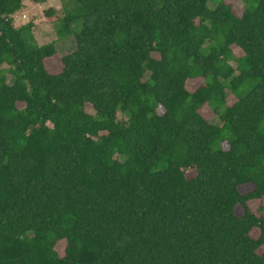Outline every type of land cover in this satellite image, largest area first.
<instances>
[{
  "label": "trees",
  "instance_id": "1",
  "mask_svg": "<svg viewBox=\"0 0 264 264\" xmlns=\"http://www.w3.org/2000/svg\"><path fill=\"white\" fill-rule=\"evenodd\" d=\"M237 1L67 0L48 66L0 0V264H264V0Z\"/></svg>",
  "mask_w": 264,
  "mask_h": 264
},
{
  "label": "rangeland",
  "instance_id": "2",
  "mask_svg": "<svg viewBox=\"0 0 264 264\" xmlns=\"http://www.w3.org/2000/svg\"><path fill=\"white\" fill-rule=\"evenodd\" d=\"M226 4L232 6L233 10L237 15H239L242 11L243 5L237 0H225ZM67 4V0H46V2L41 4L33 3L32 0H22L21 9L14 15L13 25L15 27L21 26L28 22L33 23V36L38 45H44L48 43H54L56 48V55L54 61L48 60V66L58 64V60L61 56H64L70 52H72L75 48L74 38L73 36H69L63 39H58L55 33V26L58 23L59 19H61L64 15V7ZM212 6V4H211ZM48 10H52L53 15L51 17H46L45 12ZM79 30L78 25L75 26V32ZM233 53L236 57L241 56L242 52L233 47ZM55 55V56H56ZM234 66L233 63H231ZM7 81H11L10 77L7 76ZM233 97L231 95L228 96V102L232 103ZM18 107H21L18 104ZM85 111L88 113H93L90 106L86 105ZM202 113L206 119H208L213 124H217L218 120L212 113L206 108L203 107ZM252 189L251 185H245L240 187V191L242 193H246ZM257 202H249L248 205L252 211L256 210ZM237 213H241V209H236ZM253 236H257V232L252 233ZM65 247V242L60 241L55 246L57 253L62 256L63 249Z\"/></svg>",
  "mask_w": 264,
  "mask_h": 264
}]
</instances>
